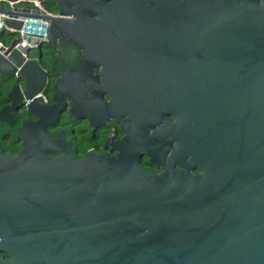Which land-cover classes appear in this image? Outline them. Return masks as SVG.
Segmentation results:
<instances>
[{"label": "water", "instance_id": "95a60500", "mask_svg": "<svg viewBox=\"0 0 264 264\" xmlns=\"http://www.w3.org/2000/svg\"><path fill=\"white\" fill-rule=\"evenodd\" d=\"M35 1L0 0V77L21 80L0 121L24 98L36 115L0 148V264H264V0ZM45 40L51 101L27 55ZM65 110L119 120L116 152H63Z\"/></svg>", "mask_w": 264, "mask_h": 264}, {"label": "flooded vegetation", "instance_id": "af4514ba", "mask_svg": "<svg viewBox=\"0 0 264 264\" xmlns=\"http://www.w3.org/2000/svg\"><path fill=\"white\" fill-rule=\"evenodd\" d=\"M48 5V10H53L51 3L46 0ZM48 41V40H45ZM49 48L47 50L41 49V44L37 51L36 55H30L36 57L46 71V82L41 91L43 95V99L45 101H51V94H52V83L56 76H58L59 72H53L51 70V65L53 60L58 56V52L52 47L50 42L48 41ZM30 51V50H29ZM28 51V53H29ZM39 52V55H38ZM28 55V54H27ZM29 56V55H28ZM48 58L49 66H44L41 60ZM101 64H97L92 68V74L96 76L97 83L101 85L103 82L101 81ZM4 78L0 77V86L4 87V90H0V105L6 104L9 102V99L5 97V93L11 88L12 84L21 85V80H16L13 76L4 82ZM83 82L87 83L88 79L83 78ZM101 99L107 100L110 94L104 90L101 94ZM28 101L27 98H24L19 103L15 105L13 108V121L12 123L8 124L5 121H0V148L3 153L5 154H14L18 151L21 143V139L17 137L16 127L19 126L23 119H35L36 115L33 112H28L26 107V102ZM127 113L121 115V117H126ZM166 117L171 121L175 120V117L172 113H166ZM157 123L153 124V128H156ZM113 129V137L114 139H120L122 136L125 135L123 129L120 128V121L114 120L113 117L103 120L99 125L96 127L89 126L88 120L86 118H67L66 117V110L61 112L58 117L50 124L46 125V131L51 134L52 136H56V133L60 129L65 130V140L68 141V148L64 149L63 152H67L69 154L80 156L85 151L89 149H96V150H107L110 153L116 152V147H109L104 146V142L107 138L108 132L110 129ZM175 143L174 139H170V144L173 146ZM55 152L54 154H57ZM138 164L147 169L154 172H158L161 170V166L153 161H149V156L147 153L142 151L137 158ZM174 167H179V163L172 161L171 162ZM194 171H199V167L195 164L191 167ZM1 253V252H0ZM5 255V254H3Z\"/></svg>", "mask_w": 264, "mask_h": 264}, {"label": "rangeland", "instance_id": "374dc122", "mask_svg": "<svg viewBox=\"0 0 264 264\" xmlns=\"http://www.w3.org/2000/svg\"><path fill=\"white\" fill-rule=\"evenodd\" d=\"M48 1H49V3L52 2L51 6L54 8L53 1L52 0H48ZM10 34L12 35L13 33H7V31H2V33L0 35V39L3 38L5 40H8V38L11 36ZM48 48H49L48 41H43L42 44H41V49L47 50ZM37 51H38V48L35 46L29 51L28 55L29 56L30 55H36Z\"/></svg>", "mask_w": 264, "mask_h": 264}, {"label": "trees", "instance_id": "16d2710c", "mask_svg": "<svg viewBox=\"0 0 264 264\" xmlns=\"http://www.w3.org/2000/svg\"><path fill=\"white\" fill-rule=\"evenodd\" d=\"M47 7H48V5H47ZM48 8H49V7H48ZM41 62H42V64H43L44 66H46V67L49 66L48 58L41 60ZM0 90H4V87H3V86H0Z\"/></svg>", "mask_w": 264, "mask_h": 264}, {"label": "built area", "instance_id": "2783aa9c", "mask_svg": "<svg viewBox=\"0 0 264 264\" xmlns=\"http://www.w3.org/2000/svg\"><path fill=\"white\" fill-rule=\"evenodd\" d=\"M31 3H32V4H36L37 1H35V0H31ZM38 6H39L40 9L42 8L41 5H38ZM47 11H48V12H53V11H51V10H47ZM0 26H3L5 29H8V26H5L3 23H1ZM0 44H1V42H0Z\"/></svg>", "mask_w": 264, "mask_h": 264}]
</instances>
